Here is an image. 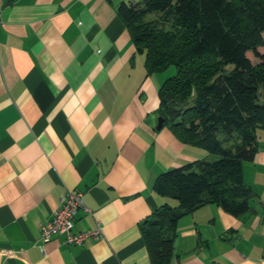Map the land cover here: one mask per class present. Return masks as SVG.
<instances>
[{
  "label": "crops",
  "instance_id": "1",
  "mask_svg": "<svg viewBox=\"0 0 264 264\" xmlns=\"http://www.w3.org/2000/svg\"><path fill=\"white\" fill-rule=\"evenodd\" d=\"M124 1L0 0V264H153L142 224L177 205L156 179L216 157L156 129L168 75L146 72L116 12ZM242 174L251 212L208 203L184 215L168 264H264L263 129ZM68 192L83 205L72 231L101 236L44 243Z\"/></svg>",
  "mask_w": 264,
  "mask_h": 264
},
{
  "label": "trees",
  "instance_id": "2",
  "mask_svg": "<svg viewBox=\"0 0 264 264\" xmlns=\"http://www.w3.org/2000/svg\"><path fill=\"white\" fill-rule=\"evenodd\" d=\"M116 12L144 53L148 74L175 67L159 88L163 125L217 155L170 169L154 183L177 205H164L142 232L152 263L168 264L184 215L208 203L233 216L251 212L255 194L242 164L257 152L264 130V0H128ZM154 14L156 21L146 20Z\"/></svg>",
  "mask_w": 264,
  "mask_h": 264
},
{
  "label": "built area",
  "instance_id": "3",
  "mask_svg": "<svg viewBox=\"0 0 264 264\" xmlns=\"http://www.w3.org/2000/svg\"><path fill=\"white\" fill-rule=\"evenodd\" d=\"M82 206L80 193L68 192L62 196L60 207L54 212L52 219L41 227L42 241L44 243L49 241L54 233L63 234L64 242L74 245H82L90 237L98 239L101 236L99 225L87 231L78 233L72 231L75 215Z\"/></svg>",
  "mask_w": 264,
  "mask_h": 264
},
{
  "label": "rangeland",
  "instance_id": "4",
  "mask_svg": "<svg viewBox=\"0 0 264 264\" xmlns=\"http://www.w3.org/2000/svg\"><path fill=\"white\" fill-rule=\"evenodd\" d=\"M158 19V16L157 15H150V16H148V17H146V20L147 21H156ZM226 69V71H228V70H231L232 69V66L231 65H229L227 68H225ZM166 73H168V75L169 76H172L174 73H175V67L174 66H170L165 72H164V74H166ZM259 97H261V98H259V101L260 102H262V100H263V97H264V90H260L259 91ZM213 156H214V154H212ZM216 157L215 158H217V155H215Z\"/></svg>",
  "mask_w": 264,
  "mask_h": 264
},
{
  "label": "water",
  "instance_id": "5",
  "mask_svg": "<svg viewBox=\"0 0 264 264\" xmlns=\"http://www.w3.org/2000/svg\"><path fill=\"white\" fill-rule=\"evenodd\" d=\"M162 126H163V118L159 116L156 129H160Z\"/></svg>",
  "mask_w": 264,
  "mask_h": 264
}]
</instances>
